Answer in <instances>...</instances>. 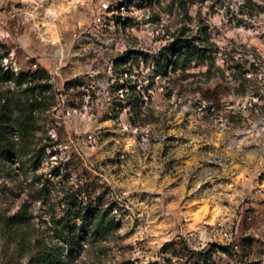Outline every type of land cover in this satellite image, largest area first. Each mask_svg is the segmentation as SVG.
Segmentation results:
<instances>
[{"label":"rangeland","instance_id":"374dc122","mask_svg":"<svg viewBox=\"0 0 264 264\" xmlns=\"http://www.w3.org/2000/svg\"><path fill=\"white\" fill-rule=\"evenodd\" d=\"M172 43L205 58L156 66ZM0 66L50 85L0 157V264L86 206L102 234L64 264H264V0H0Z\"/></svg>","mask_w":264,"mask_h":264},{"label":"trees","instance_id":"16d2710c","mask_svg":"<svg viewBox=\"0 0 264 264\" xmlns=\"http://www.w3.org/2000/svg\"><path fill=\"white\" fill-rule=\"evenodd\" d=\"M256 7L261 8L260 5H256ZM177 46V43H172L169 47H166L163 54L156 61V66H159L165 57L170 54L171 59L168 64L172 67L176 65L179 58L184 63L192 59L202 61L205 58L207 50L203 47L184 45L175 51ZM34 79L37 82L31 84ZM0 82H11L17 88L25 84L22 89V92L27 95L24 102L19 101L15 104V107H4L0 111V157L16 156L17 150L11 141L12 137L16 136L18 138L28 131L29 118L33 110L39 106L37 96L48 91L50 85L46 74L42 70L15 74L9 68L3 69L2 66H0ZM129 104H134L132 99H130ZM73 201L76 202L74 199ZM81 210H83V213H75L71 218L64 214L56 219L54 228L60 243L56 241L52 244L42 243L36 245L34 253L29 257V262L32 264H64V259L72 257L74 252L81 246L82 241L85 240L84 229L89 228L96 234H102V220L106 216L105 212L97 207L90 206L83 207ZM75 218L78 219L77 224L74 221ZM25 222V216L22 213L16 212L6 218V224L13 230H19ZM109 225L115 226L111 216H109ZM220 250L223 249L220 248ZM207 258H210V249L200 254L192 264H206Z\"/></svg>","mask_w":264,"mask_h":264},{"label":"built area","instance_id":"2783aa9c","mask_svg":"<svg viewBox=\"0 0 264 264\" xmlns=\"http://www.w3.org/2000/svg\"><path fill=\"white\" fill-rule=\"evenodd\" d=\"M101 7H102V8H106V5H105L104 3H101ZM101 7H100V8H101ZM21 10H22V9H19V10L17 9L16 12L18 13V11H21ZM20 13H21V12H20ZM39 39H42V38H39Z\"/></svg>","mask_w":264,"mask_h":264}]
</instances>
